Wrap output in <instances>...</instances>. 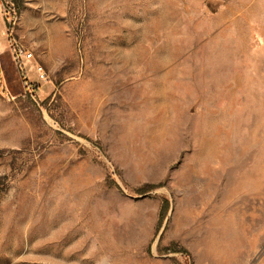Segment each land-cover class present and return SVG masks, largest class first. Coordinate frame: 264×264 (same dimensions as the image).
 Listing matches in <instances>:
<instances>
[{
  "label": "rangeland",
  "instance_id": "rangeland-1",
  "mask_svg": "<svg viewBox=\"0 0 264 264\" xmlns=\"http://www.w3.org/2000/svg\"><path fill=\"white\" fill-rule=\"evenodd\" d=\"M0 264H264V0H0Z\"/></svg>",
  "mask_w": 264,
  "mask_h": 264
},
{
  "label": "built area",
  "instance_id": "built-area-1",
  "mask_svg": "<svg viewBox=\"0 0 264 264\" xmlns=\"http://www.w3.org/2000/svg\"><path fill=\"white\" fill-rule=\"evenodd\" d=\"M25 57L27 59H32L33 58V53L32 52H25ZM37 71H38L39 76H40L41 79H46V73H45V71L43 70V68L41 66L37 67Z\"/></svg>",
  "mask_w": 264,
  "mask_h": 264
},
{
  "label": "trees",
  "instance_id": "trees-1",
  "mask_svg": "<svg viewBox=\"0 0 264 264\" xmlns=\"http://www.w3.org/2000/svg\"><path fill=\"white\" fill-rule=\"evenodd\" d=\"M165 214V213H164Z\"/></svg>",
  "mask_w": 264,
  "mask_h": 264
}]
</instances>
